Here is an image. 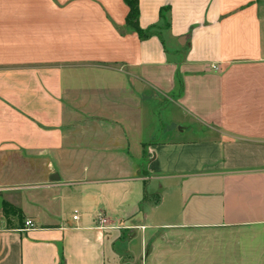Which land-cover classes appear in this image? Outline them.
I'll return each mask as SVG.
<instances>
[{
	"label": "crops",
	"instance_id": "0c3cea01",
	"mask_svg": "<svg viewBox=\"0 0 264 264\" xmlns=\"http://www.w3.org/2000/svg\"><path fill=\"white\" fill-rule=\"evenodd\" d=\"M139 7L0 0V264H264V0Z\"/></svg>",
	"mask_w": 264,
	"mask_h": 264
},
{
	"label": "trees",
	"instance_id": "16d2710c",
	"mask_svg": "<svg viewBox=\"0 0 264 264\" xmlns=\"http://www.w3.org/2000/svg\"><path fill=\"white\" fill-rule=\"evenodd\" d=\"M125 3L129 7V13H128L127 20H126L127 26L129 28L135 30L141 39H147L148 37L153 35V32L144 31L140 28V25H139V18H140L139 0H125ZM169 10H170V7L163 8L161 10V18L164 19L165 18L164 13L166 11H169ZM3 208H4L5 214H8L11 210H14V208L11 207L6 202L3 203Z\"/></svg>",
	"mask_w": 264,
	"mask_h": 264
},
{
	"label": "rangeland",
	"instance_id": "374dc122",
	"mask_svg": "<svg viewBox=\"0 0 264 264\" xmlns=\"http://www.w3.org/2000/svg\"><path fill=\"white\" fill-rule=\"evenodd\" d=\"M147 101H155L154 103H150L152 105V110L153 112L155 113H160L162 112V110L167 107V105H169V102L166 98L164 97H160L158 94H154L153 95H150L149 97H147ZM14 213H17L16 216L19 217V211L16 209L13 210Z\"/></svg>",
	"mask_w": 264,
	"mask_h": 264
},
{
	"label": "built area",
	"instance_id": "2783aa9c",
	"mask_svg": "<svg viewBox=\"0 0 264 264\" xmlns=\"http://www.w3.org/2000/svg\"><path fill=\"white\" fill-rule=\"evenodd\" d=\"M213 69H217V70H218V67H217V66H213ZM102 222H105V220H102ZM26 226H28V227H32V226H33L32 221L28 220V221L26 222Z\"/></svg>",
	"mask_w": 264,
	"mask_h": 264
},
{
	"label": "water",
	"instance_id": "95a60500",
	"mask_svg": "<svg viewBox=\"0 0 264 264\" xmlns=\"http://www.w3.org/2000/svg\"><path fill=\"white\" fill-rule=\"evenodd\" d=\"M52 180H58L59 178H58V176H56L55 178H51Z\"/></svg>",
	"mask_w": 264,
	"mask_h": 264
}]
</instances>
